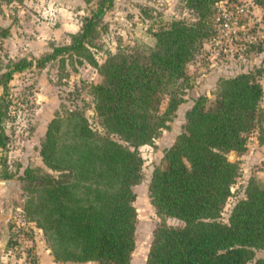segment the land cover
<instances>
[{
	"label": "trees",
	"instance_id": "1",
	"mask_svg": "<svg viewBox=\"0 0 264 264\" xmlns=\"http://www.w3.org/2000/svg\"><path fill=\"white\" fill-rule=\"evenodd\" d=\"M113 1L101 0L70 44L55 46L35 63L43 67L69 52L103 78L92 93L104 131L92 128L82 113L57 115L40 148L43 163L57 174L26 169L22 177L30 193L27 214L57 261L130 264L136 222L132 187L142 177L139 147L169 128L183 102L178 82L202 41L215 34L210 19L220 0H185L196 21L173 19L151 31L152 45L110 53L99 64L88 45ZM32 64L25 58L10 64L2 74L3 90ZM260 72L221 79L215 106L206 107V97L200 96L186 111L183 130L164 150L163 164L154 168L148 184L157 215L183 225L154 229L146 264H264V257L254 260L255 250L264 247V182L251 180L228 222L220 220L239 170L227 154L244 152L247 135L264 130ZM162 95L168 96L163 112ZM9 104L0 97V148L9 141L4 128Z\"/></svg>",
	"mask_w": 264,
	"mask_h": 264
},
{
	"label": "rangeland",
	"instance_id": "2",
	"mask_svg": "<svg viewBox=\"0 0 264 264\" xmlns=\"http://www.w3.org/2000/svg\"><path fill=\"white\" fill-rule=\"evenodd\" d=\"M101 0H22L0 1V97L10 101L4 120L9 141L0 148V264H96L62 262L52 254L46 236L27 214L30 193L22 179L26 169L52 173L42 161L40 148L49 123L69 111L82 113L89 125L103 132L95 111L92 87L102 81L98 69L75 54L62 53L37 67L36 61L55 46L68 45L72 35L82 28V20L98 8ZM244 11L236 15V8ZM233 15L229 33L220 30V19ZM173 19L196 21L197 15L185 0H114L106 8L90 50L102 64L110 53L131 52L143 44L152 45V30L169 25ZM215 34L204 39L193 58L185 65L178 91L183 102L178 105L169 128L161 131L152 144L139 147L143 164L141 180L132 187L136 197L134 240L130 264H146L153 232L161 224L181 226L183 222L157 215L151 204L148 184L156 166L162 165L164 150L183 130L185 113L200 96L206 107L216 104L218 83L239 73H257L264 90V0H220L211 17ZM214 39L219 40L216 44ZM25 58L32 66L17 72L2 88V74L13 62ZM163 112L168 96L160 97ZM264 112V95L260 103ZM264 127V123H263ZM116 140L118 136L112 135ZM228 160L238 163L239 170L231 185L230 196L223 206L220 220L228 222L231 210L245 197L248 183L264 182V130L247 135L246 150L230 151ZM264 257V247L255 250L254 260ZM249 262L247 264H251Z\"/></svg>",
	"mask_w": 264,
	"mask_h": 264
},
{
	"label": "built area",
	"instance_id": "3",
	"mask_svg": "<svg viewBox=\"0 0 264 264\" xmlns=\"http://www.w3.org/2000/svg\"><path fill=\"white\" fill-rule=\"evenodd\" d=\"M244 11V8L243 7H239V8H236V15H238L239 13H242ZM225 14H228V13H224V17L223 19L221 20L220 19V30L225 32L226 34L230 32V30H232V25L234 24V17L233 15H231V12H230V15H225ZM214 41H216V44H219V40L217 39H214Z\"/></svg>",
	"mask_w": 264,
	"mask_h": 264
}]
</instances>
